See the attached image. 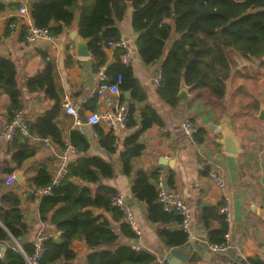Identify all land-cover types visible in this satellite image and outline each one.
<instances>
[{
  "label": "crops",
  "instance_id": "1",
  "mask_svg": "<svg viewBox=\"0 0 264 264\" xmlns=\"http://www.w3.org/2000/svg\"><path fill=\"white\" fill-rule=\"evenodd\" d=\"M24 1L0 0V58H8L16 64L17 81L24 101L23 114L30 123L55 107V101L45 93H30L27 88L28 81L44 70V54L52 61L55 66L57 93L61 101L57 121L63 140L67 142L72 131H79V128L75 126L74 117L65 111L66 96L71 98L84 123L92 113L101 114L104 110L114 109L122 103L121 96H108L104 101L99 100L97 109L93 112L88 107L91 102H86L88 94L97 84L93 56L79 58L75 43L69 38L73 30L79 31V18L75 19L71 28L57 36L55 41H40L30 45L25 42L23 32L26 26L35 23L32 17L22 18L19 15L18 10ZM132 17L133 12L129 10L125 19L117 22L116 27L120 30L122 39L136 45L138 34L133 29ZM12 18L16 22L12 23L14 28L8 30L7 23ZM170 24L173 32L167 41V50L180 38L175 32L174 23ZM106 54L107 66L117 62L114 50L106 49ZM240 60L246 66H242ZM235 63L225 81L224 98H219L208 88L192 91L191 87L183 83L180 92L185 93V98L178 97V104L171 106L158 94L159 85L156 80L162 70L161 61L146 65L138 53L132 67L135 78L147 94V101L135 103L134 123L127 130L116 134V151L110 153L102 148L99 139L94 136L98 129L105 134L110 133L108 129L82 124L91 145L89 156L103 158L109 164L112 177L108 178L99 173L98 179H103L102 185L99 182L80 184L91 188L94 194L105 187L123 193L141 232L137 236L132 231L135 237H131L124 233V219H117L113 212L92 208L95 215L107 220L110 228L119 237L117 244L110 249L132 246L156 255L161 263L164 261L170 264V251L176 248L167 247L163 243L158 235L159 226L149 220L147 204L133 193L140 172L150 175L159 173L167 179L173 175L174 187L180 191L192 210V236H189V246L178 247L185 248L191 254V260L185 264H251L250 258H259L264 262V57L253 62L236 57ZM128 94L130 99L125 98V104L131 103V94ZM9 104V97L0 88V131L7 125ZM150 107L158 113L163 125H154L142 133L139 143L145 145V151L131 163L130 174H126L121 158L125 152V143L142 131L141 114ZM226 114L232 117L233 131L241 140V153L238 155L224 152L219 142L222 136L218 130ZM186 119L191 120L198 127V131L204 130V141L201 144L189 143L183 136L180 127ZM32 143L37 150L36 154L25 161L18 171L24 173L25 184L17 182L13 186L5 183V169L7 166L15 168V164L11 163L9 146L4 142L0 143V204L3 195L9 190L16 191L20 196L24 220L29 227L28 234L20 241L23 247L33 244L40 232L56 233L58 236L54 226L41 219V194L35 188L34 181L43 167L56 177L59 156L64 149L53 142L50 146L40 139H34ZM163 158L170 164L162 165ZM212 173L224 177V190L214 185L210 178ZM224 198L233 207L228 221L230 248L224 253L216 254L209 250L208 238L211 231L220 228L221 218L220 215L219 219L211 216L207 218L206 211L221 206ZM170 229L178 231L181 227L175 224ZM57 241H60V237ZM72 249L78 253L73 264H86L91 253L87 243L75 241Z\"/></svg>",
  "mask_w": 264,
  "mask_h": 264
},
{
  "label": "trees",
  "instance_id": "2",
  "mask_svg": "<svg viewBox=\"0 0 264 264\" xmlns=\"http://www.w3.org/2000/svg\"><path fill=\"white\" fill-rule=\"evenodd\" d=\"M129 10H132V25L138 34L137 47L142 61L154 65L161 61V82L158 94L171 106L179 102V92L185 83L192 91L208 88L219 98H224L225 81L235 67V59L253 62L264 57V0H34L31 5V17L37 27L48 28L53 36H60L79 18V33L90 40V51L94 60V71L104 69L114 83L121 75V102L124 94H131L130 121L136 112L135 103L147 101V94L135 78L132 65L122 63L123 50H116L117 62L107 66L106 49L111 42L122 40L117 22H122ZM12 18L7 29L15 23ZM174 23L175 32L180 38L167 50ZM24 36V32H23ZM45 68L32 77L27 88L30 93H45L55 101V107L39 117L35 122H28L30 137L18 134L13 145L9 147L11 163L7 166L8 176L20 170L28 159L36 154L32 143L34 139H50L66 150L71 145L78 150L79 156L69 165L68 175L54 185V176L45 167L41 168L35 181V188L40 191L52 186L47 195H40V216L49 221L58 233L60 241L50 240L45 243V253L41 264H73L78 253L72 249L75 241H85L91 249L86 264H163L158 257L145 250L132 246L110 247L117 244L119 237L110 228L102 216L91 210L103 209L113 212L117 219H124L120 209L115 207L112 199L118 194L113 188L105 187L93 193L89 187L80 182L97 183L98 174L111 178L109 164L101 157L89 156L90 141L85 134L72 131L70 139L65 142L57 118L61 110V101L57 93L55 66L44 54ZM0 88L9 97L7 124L11 123L18 111L24 109L22 92L17 81L16 64L8 58H0ZM98 99L88 106L93 112L97 109ZM142 131L129 138L125 143L122 162L126 174H130L131 163L145 151V145L139 143L144 131L154 125H163L161 118L153 108H147L141 114ZM99 143L110 153L116 151V136L105 134L98 129ZM204 130L195 136L196 143L204 141ZM9 165V164H8ZM159 173L150 175L140 172L133 187V193L148 206L149 220L158 225V235L170 248L185 246L190 238L182 229L172 231L171 225L181 222L177 214H167L158 202L156 182ZM4 182V181H3ZM174 187L173 175L167 179ZM3 189V188H2ZM21 198L14 190L7 191L0 204V242L20 241L29 231L21 208ZM211 208L208 216L221 218L219 229L211 231L209 243L212 245L226 242L229 225L220 209ZM124 233L135 237L131 228L125 223ZM14 248H8L5 255L0 252V264H25L23 256ZM32 252L34 245L24 246ZM251 264H264L259 258H250ZM165 264H168L165 262Z\"/></svg>",
  "mask_w": 264,
  "mask_h": 264
},
{
  "label": "built area",
  "instance_id": "3",
  "mask_svg": "<svg viewBox=\"0 0 264 264\" xmlns=\"http://www.w3.org/2000/svg\"><path fill=\"white\" fill-rule=\"evenodd\" d=\"M34 0H25L22 2L18 12L22 18L31 17V5ZM10 28L13 29L14 25L11 24ZM56 36H53L48 28H40L35 24H31L24 29V39L27 44L34 45L40 41H55ZM109 50H123L125 53L122 56V63L125 65H132L136 55L139 53L137 45L131 44L127 40H120L119 42H111L108 45ZM242 66H246V63L239 61ZM123 82V77L119 75L114 83L111 82L110 77L106 74L104 69H101L97 73V84L94 89L88 94L86 102H91L93 100L104 101L108 96H121L122 92L120 85ZM161 82V73L156 80L157 85ZM65 111L68 115H71L75 119V126L79 128V132L85 134L82 128V122L79 112L71 100L70 97H65L64 102ZM130 121V107L128 104L119 103L114 109L104 110L101 114L92 113L88 116L85 123L91 126H101L109 130V132L116 136L120 131L127 130L129 128ZM84 123V124H85ZM180 130L189 143H195V136L198 133V127L194 125L191 120L186 119L182 122ZM22 134L25 137H30L31 134L28 128V121L24 118L23 110L18 111L15 119L7 124L0 131V143L4 142L9 147H11L18 136ZM96 139L100 138L98 132L94 134ZM48 145L52 146L50 139H43ZM79 156L78 150L67 145L66 150L62 152L59 156L58 161V173L54 177V185L59 184L69 173V165L73 162V159ZM201 168H204L201 165ZM18 170H15L12 174L8 175L5 179V183L9 186L15 185L17 180ZM210 178L214 185L220 190L226 188V181L224 177L218 173H212ZM156 187L158 191V202L162 205L164 211L167 214H177L181 218L180 227L189 236H192V210L190 206L184 201L182 194L175 187H171L165 176H159ZM52 186L40 190L41 195H47L51 192ZM112 203L115 207L121 210L124 215L125 223L131 228V230L139 236L141 234L138 223L135 216L128 206L125 196L123 193H118L113 199ZM233 207L227 198H224V205L220 209V214L226 217L227 222L231 218ZM58 236L56 233H45L40 232L33 243L34 249L30 253L28 252L18 241H15L16 250L23 256L25 264H41L44 253H45V243L50 240H57ZM211 251L216 254L224 253L230 248L229 235L226 236V242L222 244H208ZM165 264L164 261H162Z\"/></svg>",
  "mask_w": 264,
  "mask_h": 264
},
{
  "label": "water",
  "instance_id": "4",
  "mask_svg": "<svg viewBox=\"0 0 264 264\" xmlns=\"http://www.w3.org/2000/svg\"><path fill=\"white\" fill-rule=\"evenodd\" d=\"M128 1H133V0H128ZM69 38L71 41L75 43L76 46V54L79 58H91L92 54L90 51V40L85 39L81 36L78 30H73L69 34ZM25 87V85H23ZM26 91V89H25ZM180 98H185V93L180 92L179 93ZM125 98L127 100L130 99V95L128 93L125 94ZM126 104L129 105V102ZM218 133L221 134L222 139L219 141L220 144L223 146L224 152L230 153V154H235L238 155L241 153V140L236 136L235 132L233 131L232 128V117L229 114H226L225 117L223 118L221 122V126L218 130ZM162 165H168L170 162L167 161L166 158L162 159ZM172 165V164H171ZM17 180L20 183L25 184V178H24V173L20 172L17 175ZM103 179H99V183L102 185ZM58 237H61V233H58ZM15 246V241L12 240L10 243H5V242H0V252L1 255L4 256L8 248H14ZM189 246V242L184 246L187 247ZM209 248V246H208ZM210 250V248H209ZM170 264H185L191 260V254L186 252L185 248H176L172 249L170 251Z\"/></svg>",
  "mask_w": 264,
  "mask_h": 264
}]
</instances>
